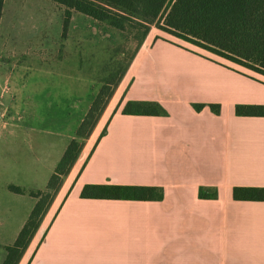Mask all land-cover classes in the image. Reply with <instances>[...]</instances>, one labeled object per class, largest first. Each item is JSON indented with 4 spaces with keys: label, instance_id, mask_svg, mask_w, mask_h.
Segmentation results:
<instances>
[{
    "label": "crops",
    "instance_id": "obj_1",
    "mask_svg": "<svg viewBox=\"0 0 264 264\" xmlns=\"http://www.w3.org/2000/svg\"><path fill=\"white\" fill-rule=\"evenodd\" d=\"M129 101L166 115L122 114ZM237 104H264V79L148 34L18 264H264V202L232 194L264 187V117L237 116ZM11 122L0 123V264L37 202L8 187L45 190L54 172L34 159L25 169ZM87 184L160 187L163 199H85Z\"/></svg>",
    "mask_w": 264,
    "mask_h": 264
},
{
    "label": "rangeland",
    "instance_id": "obj_2",
    "mask_svg": "<svg viewBox=\"0 0 264 264\" xmlns=\"http://www.w3.org/2000/svg\"><path fill=\"white\" fill-rule=\"evenodd\" d=\"M64 15L50 0H5L0 23V104L10 124L23 127L25 169L37 160L41 176L54 171L87 104L131 66L143 44L142 31H119L77 13L65 29ZM148 34L197 47L156 25Z\"/></svg>",
    "mask_w": 264,
    "mask_h": 264
},
{
    "label": "trees",
    "instance_id": "obj_3",
    "mask_svg": "<svg viewBox=\"0 0 264 264\" xmlns=\"http://www.w3.org/2000/svg\"><path fill=\"white\" fill-rule=\"evenodd\" d=\"M65 9L66 29L74 13L82 14L98 23L119 31H142L140 45L151 25L191 43L225 60L242 65L264 75V0H50ZM5 0H0V23ZM130 64L119 71L114 79L103 84L93 99L73 138L51 175L46 189L31 191L10 185L16 194H28L37 199L16 240L6 246L3 264H18L37 232L64 178L77 161L85 140L96 128L106 107ZM218 114L219 104H210ZM203 104L195 105L199 111ZM125 115L163 116L166 111L152 101H129L121 110ZM235 114L242 117H264V104H237ZM106 133L102 131L99 139ZM98 139V140H99ZM201 188L200 198H214ZM236 201L264 202V187H234ZM80 196L85 199H112L151 201L162 200L163 189L154 186L93 185L83 187Z\"/></svg>",
    "mask_w": 264,
    "mask_h": 264
},
{
    "label": "built area",
    "instance_id": "obj_4",
    "mask_svg": "<svg viewBox=\"0 0 264 264\" xmlns=\"http://www.w3.org/2000/svg\"><path fill=\"white\" fill-rule=\"evenodd\" d=\"M0 123L3 125L8 124V120L6 118V111L3 109L1 104H0Z\"/></svg>",
    "mask_w": 264,
    "mask_h": 264
}]
</instances>
